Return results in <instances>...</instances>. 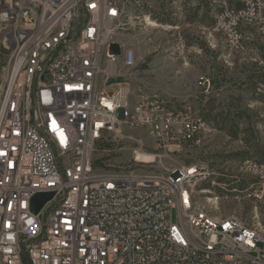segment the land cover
I'll return each instance as SVG.
<instances>
[{
  "label": "built area",
  "instance_id": "2783aa9c",
  "mask_svg": "<svg viewBox=\"0 0 264 264\" xmlns=\"http://www.w3.org/2000/svg\"><path fill=\"white\" fill-rule=\"evenodd\" d=\"M123 20V0H0V49L9 57L0 88V264H264V229L215 219L195 202L200 166L155 173L154 162L137 158L149 153L138 140L135 167L95 169L108 134L146 133L155 161L200 145L209 128L189 104L133 101L128 83L112 87ZM247 27L264 38V0H223L213 30L230 50H247ZM123 62L134 65L132 50ZM242 166L257 181L253 196L263 197L264 160ZM48 193L33 213L32 200Z\"/></svg>",
  "mask_w": 264,
  "mask_h": 264
},
{
  "label": "rangeland",
  "instance_id": "374dc122",
  "mask_svg": "<svg viewBox=\"0 0 264 264\" xmlns=\"http://www.w3.org/2000/svg\"><path fill=\"white\" fill-rule=\"evenodd\" d=\"M222 2L123 0V27L115 37L121 48L120 74L112 87L128 83L133 101L162 96L189 104L204 117L209 128L200 145L157 157L149 168L165 174L176 167L200 166L205 177L194 199L208 215L236 218L264 229V196H253L257 181L242 166L248 159L264 160V38L250 27L243 28L247 50H230L213 30ZM126 50L135 55L131 67L123 62ZM8 61V54L0 49V88L8 78ZM138 140L153 153L144 132L106 135L97 145L95 169L135 167Z\"/></svg>",
  "mask_w": 264,
  "mask_h": 264
},
{
  "label": "water",
  "instance_id": "95a60500",
  "mask_svg": "<svg viewBox=\"0 0 264 264\" xmlns=\"http://www.w3.org/2000/svg\"><path fill=\"white\" fill-rule=\"evenodd\" d=\"M111 50L114 54H117V55H119L121 52L120 47L117 44H114L112 46ZM53 196H54L53 193L42 194V195L36 196L32 200V211H33V213L37 214L44 207V205L53 198Z\"/></svg>",
  "mask_w": 264,
  "mask_h": 264
},
{
  "label": "bare ground",
  "instance_id": "6f19581e",
  "mask_svg": "<svg viewBox=\"0 0 264 264\" xmlns=\"http://www.w3.org/2000/svg\"><path fill=\"white\" fill-rule=\"evenodd\" d=\"M137 158L139 160L151 163V162H154L155 157L153 156V154H150V153L138 152Z\"/></svg>",
  "mask_w": 264,
  "mask_h": 264
}]
</instances>
